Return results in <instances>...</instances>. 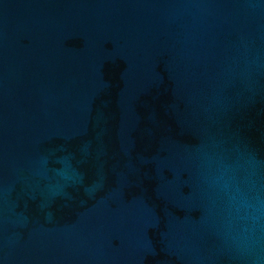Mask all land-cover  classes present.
Listing matches in <instances>:
<instances>
[{
    "label": "water",
    "instance_id": "95a60500",
    "mask_svg": "<svg viewBox=\"0 0 264 264\" xmlns=\"http://www.w3.org/2000/svg\"><path fill=\"white\" fill-rule=\"evenodd\" d=\"M225 181L264 194V0H0V264H264Z\"/></svg>",
    "mask_w": 264,
    "mask_h": 264
},
{
    "label": "clouds",
    "instance_id": "9594fccd",
    "mask_svg": "<svg viewBox=\"0 0 264 264\" xmlns=\"http://www.w3.org/2000/svg\"><path fill=\"white\" fill-rule=\"evenodd\" d=\"M224 188L228 195L230 221L239 224L238 230L230 231V240L238 250L252 251L264 243V194L249 197L227 181Z\"/></svg>",
    "mask_w": 264,
    "mask_h": 264
}]
</instances>
